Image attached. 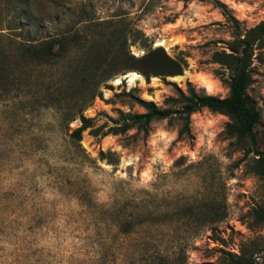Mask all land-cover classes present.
Masks as SVG:
<instances>
[{"label": "rangeland", "instance_id": "1", "mask_svg": "<svg viewBox=\"0 0 264 264\" xmlns=\"http://www.w3.org/2000/svg\"><path fill=\"white\" fill-rule=\"evenodd\" d=\"M29 9L38 37L89 26L86 45L91 27L124 18L142 34L127 46L131 56L158 47L185 67L104 82L82 111L97 133L87 129L75 144L67 134L78 120L58 125L56 111L25 91L0 102V264H141L155 250L182 251V264H264V221L255 216L264 208V47L253 50L246 88L259 113L254 146L226 138L228 118L204 108L189 117L190 137L177 136L176 118L151 122L146 135L109 131L121 114L141 112L129 94L158 107L187 84L226 97L228 74L210 60L236 38L222 10L242 33L264 21V0H29ZM5 18L0 0V26ZM209 205L223 216L212 226L175 219Z\"/></svg>", "mask_w": 264, "mask_h": 264}, {"label": "trees", "instance_id": "2", "mask_svg": "<svg viewBox=\"0 0 264 264\" xmlns=\"http://www.w3.org/2000/svg\"><path fill=\"white\" fill-rule=\"evenodd\" d=\"M4 1L8 18L0 26V102L11 93L21 94L25 91L28 99L56 111L58 125L67 126L78 120L79 125L67 134L73 144L80 141L82 132L87 129L96 135L97 129H92L91 119L84 117L82 111L100 95L99 87L104 82L118 73L125 74L132 70L138 71L147 82L149 77L180 75L185 67L183 60L175 63L158 47L150 49L147 46L144 55L138 58L131 56L127 46L140 39L142 34L129 28L124 18L117 17L99 23L100 27H91L90 30L97 34L91 35L90 44L86 45L83 28L86 30L89 26L80 30L69 27L61 34L38 37L40 28L32 31L30 26L33 16L29 0ZM222 15L236 31V38L229 44L227 52L215 51L210 60L228 74L227 96L218 98L207 95L187 84L184 91L175 88L176 95L167 97L163 101L164 107H158L153 102L129 94L141 112L121 114L120 122L109 129L110 134L123 135L135 130L146 135L151 122L176 118L180 125L177 136L190 137L189 117L204 108L228 118L224 128L226 138H234L238 142L247 140L251 146L255 145L254 128L259 123V113L249 101L246 88L253 50L264 47V21L239 33L236 20L224 10ZM101 26L106 28L105 33H102ZM84 44L85 48H79ZM149 57H152L151 61H148ZM63 60L67 61V65L58 71L59 63ZM43 71L50 72L48 80H44L46 82L37 78V74ZM259 156L261 158V154ZM174 216L176 221H202L207 226H212L223 217L213 205L188 214L175 212ZM255 216L264 221V208L256 210ZM208 230L213 232L211 227ZM181 255L182 251L170 256L167 252L155 250L142 257L144 262L141 264H182ZM239 264L250 263L244 261Z\"/></svg>", "mask_w": 264, "mask_h": 264}, {"label": "bare ground", "instance_id": "3", "mask_svg": "<svg viewBox=\"0 0 264 264\" xmlns=\"http://www.w3.org/2000/svg\"><path fill=\"white\" fill-rule=\"evenodd\" d=\"M126 77L131 81L133 80L134 78H139V76L135 73H130L128 75H126ZM137 80V79H136ZM209 88V87H208Z\"/></svg>", "mask_w": 264, "mask_h": 264}]
</instances>
